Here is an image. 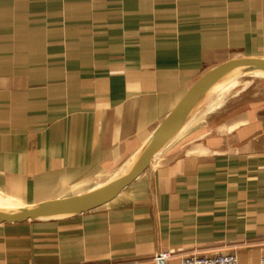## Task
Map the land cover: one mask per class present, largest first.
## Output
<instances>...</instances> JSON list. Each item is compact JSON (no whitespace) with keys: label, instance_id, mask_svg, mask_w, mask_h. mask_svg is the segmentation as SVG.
I'll return each mask as SVG.
<instances>
[{"label":"crops","instance_id":"obj_1","mask_svg":"<svg viewBox=\"0 0 264 264\" xmlns=\"http://www.w3.org/2000/svg\"><path fill=\"white\" fill-rule=\"evenodd\" d=\"M264 55V0H0V206L122 173L209 68ZM264 264V74L219 88L110 202L0 223V264Z\"/></svg>","mask_w":264,"mask_h":264},{"label":"water","instance_id":"obj_2","mask_svg":"<svg viewBox=\"0 0 264 264\" xmlns=\"http://www.w3.org/2000/svg\"><path fill=\"white\" fill-rule=\"evenodd\" d=\"M264 74V55L229 58L206 70L160 122L131 164L115 178L86 192L33 204L0 207V223L71 218L116 198L141 176L153 159L183 130L198 109L222 86L249 74ZM159 264H165L164 258Z\"/></svg>","mask_w":264,"mask_h":264},{"label":"built area","instance_id":"obj_3","mask_svg":"<svg viewBox=\"0 0 264 264\" xmlns=\"http://www.w3.org/2000/svg\"><path fill=\"white\" fill-rule=\"evenodd\" d=\"M164 254L157 256L160 258H165ZM181 264H240L239 258L235 253H224L217 255H198L190 254L182 258Z\"/></svg>","mask_w":264,"mask_h":264},{"label":"bare ground","instance_id":"obj_4","mask_svg":"<svg viewBox=\"0 0 264 264\" xmlns=\"http://www.w3.org/2000/svg\"><path fill=\"white\" fill-rule=\"evenodd\" d=\"M0 207H3V206H0ZM6 208H8V207H6Z\"/></svg>","mask_w":264,"mask_h":264}]
</instances>
